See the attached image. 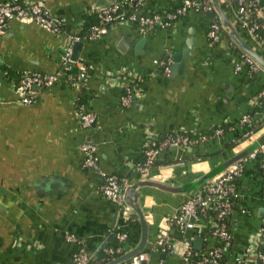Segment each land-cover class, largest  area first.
<instances>
[{"label":"crops","instance_id":"crops-1","mask_svg":"<svg viewBox=\"0 0 264 264\" xmlns=\"http://www.w3.org/2000/svg\"><path fill=\"white\" fill-rule=\"evenodd\" d=\"M31 1L40 2L67 24L54 35L36 23L11 22L0 37V264H73L80 252L92 259L104 256L103 261L109 256L107 251L119 245L118 227L128 234L126 251L138 244L137 219L105 198L100 190L102 177L84 168L79 147L85 142L95 145L99 167L106 175H117L129 183L148 177L184 188L178 195L141 189L139 203L149 220L146 264L178 261L155 249L165 224L178 255L186 249L185 241L194 255L213 248L216 241L206 220L185 231L169 221L192 197L204 175L264 139V106L260 110L256 104L264 90L263 69L236 71L239 60L235 53L244 52L225 30L217 42L208 41L209 23L217 21L212 12L213 17L190 12L172 27L154 31L119 23L91 39L80 24L85 11L116 0ZM180 2L145 0L141 12L162 13ZM222 8L242 41L255 50L254 41L238 26L234 15ZM73 37L79 40L73 42ZM76 42L83 44L77 62L90 67L91 73L83 82L69 83L60 58L65 48ZM181 53L184 66L178 70L174 60ZM167 59L171 61L170 77L153 64ZM4 70L20 76L42 72L56 75L58 81L37 91V103L25 107L19 105L16 84ZM117 72L126 74L128 81L137 77L128 106L121 104L125 89L117 81H109ZM79 97L86 100L80 110L95 116L87 130L78 125ZM252 111L260 120L249 133L239 121ZM222 126L220 137H209L193 148H165L147 175L137 174L135 169L151 144L155 147L176 132L204 135ZM248 157L235 181L238 199L230 220L233 244L224 264H236L259 236L264 221L263 158ZM66 236H73L74 241H67ZM247 260L248 264H262L256 255Z\"/></svg>","mask_w":264,"mask_h":264},{"label":"built area","instance_id":"built-area-1","mask_svg":"<svg viewBox=\"0 0 264 264\" xmlns=\"http://www.w3.org/2000/svg\"><path fill=\"white\" fill-rule=\"evenodd\" d=\"M230 1L236 4V9H232ZM145 0H116L106 6L93 7L85 11V15L94 13L97 17V25L90 30V38L95 39L107 33L108 29L116 24H134L140 27L143 31H154L157 29H167L173 26L179 19L186 17L190 12H198L209 14L212 12V7L209 0H181L180 4L172 9L162 13L143 14L141 7ZM222 7L228 12H231L236 18L239 27L246 31L255 43L256 52L264 58V36L261 32L264 31V10L258 7L259 0H219ZM257 19V20H256ZM19 20L26 23L39 24L46 31L56 35L61 33L66 27V21L61 17H53L50 12L44 8L40 2L31 0H8L0 2V36L6 33L8 25ZM83 18L80 22L82 24ZM222 26L215 21L209 23L206 37L209 42L215 43L223 33ZM79 37H73V42L78 41ZM72 56V44L67 46L62 53L60 63L63 71L72 70L76 67L77 74L75 79L68 77L67 81H85L90 76V67L84 63L74 62ZM239 60L236 65V71H240L244 65L248 66L249 71L260 69L258 64L248 55L242 53L236 56ZM154 66L159 68L165 77L171 76V61L170 60H154ZM123 72L113 73L109 77V81H117L121 87L125 89V93L121 97V104L128 106L133 95V83L137 84L135 76L131 81ZM58 81L56 75H49L42 72L24 73L18 84L15 85L16 91L19 94V105L30 106L38 101L39 93L34 90L48 89L54 86ZM74 83V82H73ZM75 84H77L75 82ZM256 104L258 107L264 106V90L259 95ZM255 104V106H256ZM255 111L242 115L239 123L246 126L248 132L251 133V127L260 120ZM256 118H258L256 120ZM95 121V116L89 112L80 110L78 113V125L81 130L89 129ZM223 130L216 128L213 131V136L220 137ZM209 138V137H208ZM205 135H196L195 139H190L188 136L176 132L171 134L165 140L159 142L155 147L151 146L146 149L145 157L142 164L136 167V172L139 176H145L150 169L155 165L160 153L167 147H179L185 149L194 144H201L208 140ZM80 151L83 154L84 168L91 170L103 179V185L100 188L102 195L114 202L118 206H122L128 217L131 215L129 210L123 203V193L129 181L117 175H106L99 167V160L96 156V147L90 142H85L80 145ZM258 156L263 158L261 164L262 175L264 180V144L256 151L249 155V159H254ZM244 161V160H243ZM243 161H240L224 172L217 175L203 190L195 193L191 198L187 199L180 207L179 213L169 222L175 227L185 230H192L199 220L208 222V231L210 236L216 241V245L202 253L195 255V261H192L194 254L189 249V243L184 242L186 249L178 255L177 244L169 236V225H163L159 230L158 239L156 240V251L167 253L178 258L174 264H221L222 259L232 248V238L230 234L231 216L236 205L233 200L237 199L235 189V181L241 175L243 170ZM264 196V189H263ZM210 211H217L216 217H210ZM230 216L229 222L224 223L223 218ZM118 247L107 251L109 256L123 254L126 252L125 244L128 240L127 232L118 227L117 229ZM67 241H74L73 236H66ZM256 255L262 264H264V221L259 231V236L251 241L243 256L236 259V264H248V257ZM148 254L143 253L132 258L126 264H146ZM73 264H98L94 263L93 259L84 252L76 255Z\"/></svg>","mask_w":264,"mask_h":264},{"label":"water","instance_id":"water-1","mask_svg":"<svg viewBox=\"0 0 264 264\" xmlns=\"http://www.w3.org/2000/svg\"><path fill=\"white\" fill-rule=\"evenodd\" d=\"M210 5L212 7V13L216 16L217 22L222 26V28L228 33L230 38L236 43V45L244 52V54L250 56L258 66L263 69L264 71V58L261 57L255 50L248 47L238 35L236 28L232 25L230 20L228 19L227 15L225 14L219 0H209ZM209 13V17H213V14ZM12 22H19L23 24H28L26 22H21L19 20H14ZM1 37V36H0ZM83 44L81 42H76L73 44V52H72V60L74 62L78 61L79 54L81 52ZM187 49H190V45L188 44ZM184 53V52H183ZM183 53L178 55L177 59L174 60L177 63L176 69L180 70L184 66V63L180 61V57ZM74 73L77 74V69L74 68ZM34 90L39 91L40 89L34 88ZM264 144V139H259V141L251 144L243 151L237 153L230 159L226 160L224 163L218 165L217 167L213 168L209 173L204 175L200 185L194 191L193 195L205 188L211 180H213L217 175L224 172L228 167L243 161L246 159L250 154L254 151L259 149L261 145ZM155 188L160 191L170 193V194H182L184 193V188L181 186H169L162 182H158L155 180H151L148 177H143L142 179L136 180L131 182L129 185L126 186L123 193V203L126 208L129 210L130 214H132L138 221L140 226V238L138 244L131 250L126 251L122 255L117 258L112 259L111 261L105 264H126L132 258L137 257L145 253L147 244L149 242V220L147 218V214L142 208L139 203L140 196H141V189L143 188ZM197 191V192H196ZM192 195V196H193ZM198 240L202 239L199 238ZM163 256V255H162ZM144 264V263H143Z\"/></svg>","mask_w":264,"mask_h":264},{"label":"trees","instance_id":"trees-1","mask_svg":"<svg viewBox=\"0 0 264 264\" xmlns=\"http://www.w3.org/2000/svg\"><path fill=\"white\" fill-rule=\"evenodd\" d=\"M230 6H231V8L232 9H236V4L233 2V1H230ZM258 7L261 9V10H264V0H259V4H258ZM225 9V8H224ZM95 20V22L94 23H91L92 21H94ZM257 20V19H256ZM212 21H215V22H217L215 19H213ZM211 21V22H212ZM97 17H96V15L94 14V13H92V14H89V15H85V16H83V22H82V28H83V31H89L90 32V30L92 29V27H94L95 25H97ZM238 24V23H237ZM239 26V25H238ZM261 34L264 36V31L263 32H261ZM235 54H237L238 56L240 55V52L239 51H236V53ZM243 67H246L247 69H248V66L247 65H244ZM4 73H5V75H6V77L10 80V81H13L16 85L18 84V81H19V79H20V77L22 76H20L18 73H12V72H9V71H7V70H4ZM91 73V72H90ZM68 77H72V78H75V76L72 74V70H68V71H65V79H67ZM77 101H76V104H77V108H78V110L80 111V109L82 108V106H86V100L84 99V98H82V97H79V98H77L76 99ZM262 107H263V105H261L260 106V110L262 109ZM220 129H222L223 130V132H224V127L222 126V127H219ZM254 128H255V126H253V127H251V131L252 130H254ZM214 129H216V128H214ZM214 129H212L208 134H204L205 136H207V138L208 137H211V136H213V131H214ZM184 135H186V136H188L190 139H195L196 138V135L195 136H192V135H190V134H184ZM198 145V144H197ZM196 144H194V145H192V146H190V147H187V148H193V147H195V146H197ZM144 161V160H143ZM143 161H141V164L143 163ZM157 163V162H156ZM156 163H155V165H156ZM154 165V166H155ZM235 184V183H234ZM264 189V188H263ZM238 199V198H237ZM237 199H235V200H233V203H234V205H236L237 204ZM216 214H217V211H210V213H209V216L210 217H216ZM135 219V217H132V219ZM229 218H230V216L228 215V216H225V218H223V221H224V223H226L227 224V222H229ZM171 226H172V224H171ZM191 249V248H190ZM191 251H193V250H191ZM121 254H118V255H112V256H107L103 261H101L102 260V258L104 257V256H101L100 258H98V259H93V262L94 263H98V264H105L106 262H108V261H110V260H112V259H114V258H117L118 256H120ZM195 255L193 256V258H192V261H195ZM221 264H224V258L222 259V261H221Z\"/></svg>","mask_w":264,"mask_h":264}]
</instances>
